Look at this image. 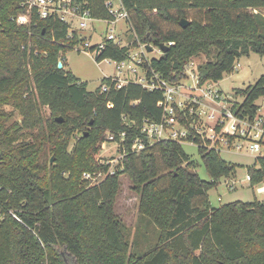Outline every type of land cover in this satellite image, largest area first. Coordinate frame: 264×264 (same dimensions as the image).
I'll list each match as a JSON object with an SVG mask.
<instances>
[{
	"label": "trees",
	"instance_id": "16d2710c",
	"mask_svg": "<svg viewBox=\"0 0 264 264\" xmlns=\"http://www.w3.org/2000/svg\"><path fill=\"white\" fill-rule=\"evenodd\" d=\"M21 1L0 0V95H8L0 104L11 103L23 116L6 126L8 115L0 110V264H264V199L211 204L209 189L234 175L237 165L208 147L194 129L198 117L189 106H174L178 124L187 130L181 140L198 144L209 180L193 170L197 162L182 142L150 140L142 130L146 121H164L161 88L133 80L116 88L107 76L88 90L63 62L85 37L75 30L70 35L69 25L57 18L35 13L28 24L18 25L13 18L25 10ZM75 1L93 18H112L108 0ZM119 1L135 40L131 45L106 41L97 61L121 62L137 42L152 44L159 55L139 64L149 81L178 82L187 76L184 67L191 58L204 54L206 61L196 65L198 83L217 82L238 57L264 54V14L258 11L264 0ZM182 18L188 20L185 27ZM236 93L243 99L231 110L252 122L260 108L256 100L264 97V75ZM40 105L50 110L49 119L39 113ZM23 127L37 129L32 142ZM106 133L123 154L112 172L109 162L96 158ZM224 136L229 142L236 137ZM136 139L143 142L138 151L131 150ZM246 169L251 185L261 182L264 156ZM83 172L103 177L91 183ZM121 174L138 194L140 215L159 230L142 252L130 251L126 225L114 210Z\"/></svg>",
	"mask_w": 264,
	"mask_h": 264
},
{
	"label": "rangeland",
	"instance_id": "374dc122",
	"mask_svg": "<svg viewBox=\"0 0 264 264\" xmlns=\"http://www.w3.org/2000/svg\"><path fill=\"white\" fill-rule=\"evenodd\" d=\"M258 11L264 14V8H260ZM78 23L79 19L75 18L73 22L74 27L78 26ZM109 27L111 26L103 19L94 18L87 22V26L84 29H76V31L81 33L85 39H88L89 43L92 45L98 43L104 37ZM112 27V32L116 34V38L121 41L120 44L131 45L135 40L134 32L130 29L127 22L118 20ZM148 46L151 47L150 51L148 50ZM130 54L131 59L124 61L121 72L119 73L117 70V61L105 58L98 62L96 52L82 50V44H78L64 54V69L86 82L88 90H94L100 85L102 78L107 76L113 78L117 75L116 77H119L123 81L137 80L143 77L145 72L142 66L135 64V58L133 57L141 56L142 58H151L159 55V50L152 44L137 42V46L131 49ZM206 59L207 57L204 54L191 58L184 67L187 76L178 82L171 83L177 87V93L174 95V106L176 105L179 107L180 105H178V102L186 105L187 99L191 97L201 99L203 105L200 104V108L205 111V113L200 115L202 119L198 120L201 125H203V123H212V120L208 117L209 113L213 111L211 108L223 110L225 107L230 109L235 102H241L243 99L242 96L236 93V89L246 88L248 85L253 84L258 77L264 75V54L261 55L251 51L248 55L238 57L235 61L233 70L224 74L222 79L215 83L208 82L203 84L205 86L211 84V87L219 90L221 101H219L220 105H217L204 99L201 92L195 87V80L189 77V72L193 71L195 73L196 65L206 61ZM130 67L135 68V71L133 72ZM22 95L27 96L25 93ZM7 96L8 95H0V98ZM256 103L260 108L253 121H259L264 130V97L258 98ZM0 110L8 115L7 121L5 122L6 126L11 125L15 121L22 122L23 116L21 111L11 103L2 102L0 104ZM38 111L44 119H49L51 117L50 110L47 106L40 105ZM214 113L217 114V112ZM36 131L37 129L34 128H22V133L25 135L28 134L25 139L29 142L33 141L31 134L34 135ZM107 135L108 133L104 135V140L99 143V150L96 154V158L101 161L111 162V165L114 167L120 162L119 147L114 141L108 140ZM77 137L78 134L70 138L67 147L68 150L72 149ZM21 138H23V136ZM238 140L240 141L241 139ZM242 140L241 142L244 144L242 150H238L234 146L227 147L222 139L218 142L220 157L237 166L234 175L222 177L215 187L209 189L208 198L213 206H219L220 204L237 200L251 201L253 198L260 200L264 199V193H257L254 189L255 184L251 185L250 181L247 180L248 172L246 166L251 165L256 156L249 152L246 148L247 143ZM182 147L184 151L197 162L193 170L198 173L200 178L209 180V173L198 154V144L184 141L182 142ZM164 172L166 173V170ZM97 173V179L103 177L102 174L99 175ZM119 185V191L114 206L115 213L126 225V236L129 241L130 251L136 252L137 250L142 252L155 243L159 230L149 218L140 215L138 194L132 189L131 180L126 174L119 175ZM229 185H233V187L229 188ZM218 197H220V199H218Z\"/></svg>",
	"mask_w": 264,
	"mask_h": 264
},
{
	"label": "built area",
	"instance_id": "2783aa9c",
	"mask_svg": "<svg viewBox=\"0 0 264 264\" xmlns=\"http://www.w3.org/2000/svg\"><path fill=\"white\" fill-rule=\"evenodd\" d=\"M22 6L24 7V11L19 13L17 16H15L13 19L14 21L19 25H25L28 24V22L31 19V16L33 13L37 15L38 18L45 19L47 17H54L59 19L60 21L67 23L69 25L68 33L71 35L72 32L76 29H84L87 26V22L89 20L94 19L91 17L89 11L87 9H82L79 4L75 0H22L21 1ZM107 8L109 12L112 14L111 19H103L109 26L108 31L104 35V37L96 44V48L92 52H96V54L99 53L101 48L104 47V43L106 41H114L116 43H121L118 38H116V34H114L112 25L117 22L118 20H123L126 22L127 19V13L122 7L119 0H108ZM79 19L78 26L73 25L74 19ZM96 19V18H95ZM81 34V33H80ZM172 42H169L171 44ZM94 45V44H92ZM88 39H85L82 43V50H90V47L92 46ZM136 56V55H134ZM131 57V54H130ZM129 57V59H131ZM133 57V56H132ZM135 58V64H141L145 61V58L139 57H133ZM125 61V60H124ZM124 61L117 62V70L120 73L121 68L123 66ZM59 62L62 63L60 60ZM134 65V64H133ZM191 65V63H190ZM197 67V66H196ZM131 70L134 72L135 68L130 67ZM189 72V70H188ZM189 77H191L193 80H195V87L201 92V95L204 99L207 101L213 102L215 104H219L220 99V93L219 90L216 88L211 87V84L208 85H199L198 78H197V72H189ZM117 76V75H116ZM114 76L112 79L115 80V87H120L122 84L126 83L130 80H122L119 77ZM154 76L158 77L157 74ZM136 82H139L143 84L147 88H161L164 92V100L160 101L158 105L162 106L164 108L165 116L164 121L155 123L146 121L143 125V131L146 132L147 136L150 138V140H159V139H165V138H171L182 141V137L186 135L187 130L180 126L178 124L177 118H176V110L174 108V102L175 98L174 95L177 93V87L174 86V84L168 83L165 80L157 79V83H155L153 80H147L144 76L133 80ZM102 90H106L107 86L103 85L101 87ZM186 105L189 106V111L193 112L197 115L198 120L202 119L200 116L201 114L205 113V111L200 108V104H202L201 99H197V97H191L187 99ZM192 104H196L197 107L194 109ZM179 108L184 107V103L181 104L178 102ZM220 105V104H219ZM213 110L209 113L208 117L212 120L211 124H204L201 125L197 121L194 125L195 131L203 135L208 141L209 145L208 147L214 146L218 149L219 147V140L222 139L223 142L226 144L227 147L234 146L238 150H242L244 147V144H242V141H245L247 143L246 148L249 150V152L255 154V156H264V130L261 125V123L257 120L253 122H249L246 120L239 119L234 112L231 110V108H225L223 110H219L216 108H211ZM214 112H217L215 114ZM217 126L220 127L219 130H217ZM246 126V127H245ZM225 134L235 135V139L229 142ZM238 139H241L240 141ZM108 140L114 141V136L109 134ZM118 144V142L114 141ZM119 147V144H118ZM143 147V142L139 141L138 139L134 140L131 150L138 151ZM123 157V154H120L119 158L120 161ZM110 163V172L113 171V166ZM97 174H101L100 172ZM103 175V174H102ZM83 179L90 180V182L94 183L97 182L100 179L96 178V173L91 172H83L82 173ZM247 180H250V176L247 175ZM233 185H229V188H232ZM254 189L257 193H264V179L256 184L254 186ZM220 199V197H218ZM12 215L19 219V217L12 213Z\"/></svg>",
	"mask_w": 264,
	"mask_h": 264
},
{
	"label": "water",
	"instance_id": "95a60500",
	"mask_svg": "<svg viewBox=\"0 0 264 264\" xmlns=\"http://www.w3.org/2000/svg\"><path fill=\"white\" fill-rule=\"evenodd\" d=\"M187 24H188V20H186L185 18H182L180 20V25L182 27H185ZM160 47H161V49H163L164 47H167V46L165 44H161ZM148 50L149 51L151 50V47L150 46H148ZM61 66H62V63L61 62H58V67H61ZM56 120L60 122V121H62V118L60 116H58V117H56ZM51 161H52V159H51Z\"/></svg>",
	"mask_w": 264,
	"mask_h": 264
},
{
	"label": "crops",
	"instance_id": "0c3cea01",
	"mask_svg": "<svg viewBox=\"0 0 264 264\" xmlns=\"http://www.w3.org/2000/svg\"><path fill=\"white\" fill-rule=\"evenodd\" d=\"M213 83H215V82H213Z\"/></svg>",
	"mask_w": 264,
	"mask_h": 264
}]
</instances>
